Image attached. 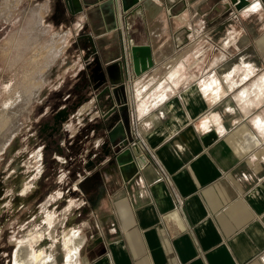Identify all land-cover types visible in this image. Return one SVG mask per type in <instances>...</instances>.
I'll return each mask as SVG.
<instances>
[{
    "label": "crops",
    "instance_id": "crops-1",
    "mask_svg": "<svg viewBox=\"0 0 264 264\" xmlns=\"http://www.w3.org/2000/svg\"><path fill=\"white\" fill-rule=\"evenodd\" d=\"M79 1L73 14L67 0H38L53 32L42 54L59 59L31 70L85 98L78 119L103 124L116 106L151 151L124 177L104 124L90 130L75 188L92 235L79 264H264V0L229 13L228 0H147L118 20L111 0ZM129 40L150 49L139 76ZM123 57L124 88L98 99L118 87Z\"/></svg>",
    "mask_w": 264,
    "mask_h": 264
},
{
    "label": "rangeland",
    "instance_id": "rangeland-1",
    "mask_svg": "<svg viewBox=\"0 0 264 264\" xmlns=\"http://www.w3.org/2000/svg\"><path fill=\"white\" fill-rule=\"evenodd\" d=\"M37 3L0 0V119L7 118L0 128V264H24V259L37 264L39 252L43 259L53 255L54 264H66L65 240L76 232L88 242L92 235L83 227L88 221L91 225V207L81 204L75 185L84 160L79 154L93 141L90 130L104 123L91 116H72L83 105L74 98L75 90L67 86L56 90L52 80L45 83L44 72L31 70L41 60L59 59L43 55L41 47L53 32L38 21ZM68 94L72 96L67 98ZM70 105H76L68 116L73 117L70 124L65 122L59 135L46 137L50 129L41 134L51 116ZM106 132L104 124V147L109 149ZM58 145H64L62 155ZM144 151L149 158L151 151ZM84 253L85 247L80 248L78 260Z\"/></svg>",
    "mask_w": 264,
    "mask_h": 264
},
{
    "label": "water",
    "instance_id": "water-1",
    "mask_svg": "<svg viewBox=\"0 0 264 264\" xmlns=\"http://www.w3.org/2000/svg\"><path fill=\"white\" fill-rule=\"evenodd\" d=\"M147 0H121L122 8L118 7V0H111L110 5L114 6L113 14L118 20L121 17V14L132 10L139 12L142 10L146 4ZM117 3V4H116ZM67 4L73 14H78L83 12V8L79 0H67ZM251 5L250 0H228L226 3V12L229 13L233 9L240 12L243 9ZM93 48L94 42L89 38ZM130 46V57L132 59L133 71L135 75L139 76L144 69L142 68L140 61V54L149 53L150 49L148 46L144 45H134L132 41L129 40ZM94 50V49H93ZM95 51V50H94ZM152 63L150 62L148 67ZM126 59L123 57L119 61V74L120 80L118 83L114 82L111 79L112 84H118V87L111 90L110 87H106L101 95H109L110 101H113V94H116L121 88L125 86L126 81ZM99 99V98H98ZM121 112L116 108L112 107L104 115V124L107 129V137L110 143V148H113L115 151L114 159L120 167V171L124 177H131L137 173L139 168L144 167L148 164V156L146 155L143 147L138 143H132V137L130 134V129H128L125 123L122 120ZM115 119H118L115 123ZM107 146V144H106ZM109 148V149H110ZM127 172V174H126Z\"/></svg>",
    "mask_w": 264,
    "mask_h": 264
},
{
    "label": "bare ground",
    "instance_id": "bare-ground-1",
    "mask_svg": "<svg viewBox=\"0 0 264 264\" xmlns=\"http://www.w3.org/2000/svg\"><path fill=\"white\" fill-rule=\"evenodd\" d=\"M6 120H7L6 116H2V118L0 119V128L5 127ZM73 234H72V237L70 235L71 237L70 240L67 239L64 242V246L66 249V259H65L66 264H78V256H79L80 248L83 244L82 236L75 232L74 237H73ZM41 256L42 255L39 252L36 258L37 264H54L55 263L54 261L55 259H53V255L52 257L48 256L44 259L41 258ZM23 263L27 264L26 259H24Z\"/></svg>",
    "mask_w": 264,
    "mask_h": 264
},
{
    "label": "flooded vegetation",
    "instance_id": "flooded-vegetation-1",
    "mask_svg": "<svg viewBox=\"0 0 264 264\" xmlns=\"http://www.w3.org/2000/svg\"><path fill=\"white\" fill-rule=\"evenodd\" d=\"M82 98L80 97V99H78V103L82 101ZM77 104V103H76ZM76 108V105H70L69 106H65L64 108L60 109L58 112H56L55 114H53L50 118V123L46 122L43 126V128L41 129V134H45L47 130H51V133L49 135H47L46 137H53L54 135H59L63 124L67 121V118L69 116V114L74 111ZM46 141V138H45ZM46 151L49 150L50 145H46ZM57 151L59 153H63V149L61 147V145L57 146Z\"/></svg>",
    "mask_w": 264,
    "mask_h": 264
}]
</instances>
